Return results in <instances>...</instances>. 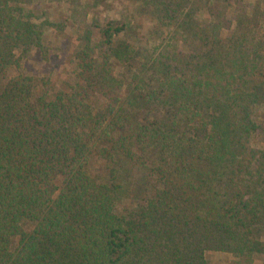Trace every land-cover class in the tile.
I'll list each match as a JSON object with an SVG mask.
<instances>
[{"label": "trees", "instance_id": "16d2710c", "mask_svg": "<svg viewBox=\"0 0 264 264\" xmlns=\"http://www.w3.org/2000/svg\"><path fill=\"white\" fill-rule=\"evenodd\" d=\"M34 1L0 0V264H264V0H150L199 48L109 21L57 84Z\"/></svg>", "mask_w": 264, "mask_h": 264}, {"label": "rangeland", "instance_id": "374dc122", "mask_svg": "<svg viewBox=\"0 0 264 264\" xmlns=\"http://www.w3.org/2000/svg\"><path fill=\"white\" fill-rule=\"evenodd\" d=\"M170 1L175 5L180 3L181 9H191L195 18L200 21L208 19L206 8H202L206 0ZM34 6L38 20L49 21L45 31L51 45L50 58H31L25 69L41 77H51L54 84L60 83L76 71L77 60L73 58V53L79 37H84L82 43L87 40L86 36L90 37L95 57L100 61L104 60L102 30L109 21L124 25L125 29L120 35L141 46L143 53H159L166 45L172 49L175 45L182 48L184 42L198 49L200 44L192 36L186 39L188 34L186 35L185 29L177 26L163 29L157 26L159 17L152 12L150 0H35ZM133 174L138 175V170L134 169ZM209 257L215 264H226L230 256L224 252H216ZM255 264L263 262L258 259Z\"/></svg>", "mask_w": 264, "mask_h": 264}]
</instances>
